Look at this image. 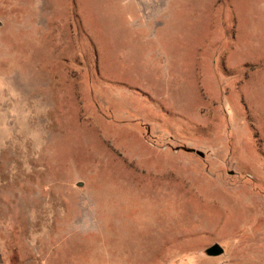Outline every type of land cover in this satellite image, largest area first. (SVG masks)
<instances>
[{"label":"rangeland","instance_id":"rangeland-1","mask_svg":"<svg viewBox=\"0 0 264 264\" xmlns=\"http://www.w3.org/2000/svg\"><path fill=\"white\" fill-rule=\"evenodd\" d=\"M0 238L264 264V0H0Z\"/></svg>","mask_w":264,"mask_h":264},{"label":"crops","instance_id":"crops-1","mask_svg":"<svg viewBox=\"0 0 264 264\" xmlns=\"http://www.w3.org/2000/svg\"><path fill=\"white\" fill-rule=\"evenodd\" d=\"M0 264H13L10 256H9V249L7 248L6 244L0 238Z\"/></svg>","mask_w":264,"mask_h":264},{"label":"water","instance_id":"water-1","mask_svg":"<svg viewBox=\"0 0 264 264\" xmlns=\"http://www.w3.org/2000/svg\"><path fill=\"white\" fill-rule=\"evenodd\" d=\"M197 154L200 156V157H205V154L201 151H197ZM224 253V249L216 244L212 247H210L209 249H207V254L210 255V256H214V257H217V256H221L222 254Z\"/></svg>","mask_w":264,"mask_h":264},{"label":"bare ground","instance_id":"bare-ground-1","mask_svg":"<svg viewBox=\"0 0 264 264\" xmlns=\"http://www.w3.org/2000/svg\"><path fill=\"white\" fill-rule=\"evenodd\" d=\"M12 87V86H11ZM6 138V137H5ZM19 145V144H18ZM12 148V147H11Z\"/></svg>","mask_w":264,"mask_h":264}]
</instances>
